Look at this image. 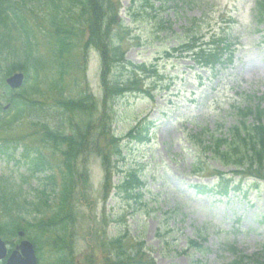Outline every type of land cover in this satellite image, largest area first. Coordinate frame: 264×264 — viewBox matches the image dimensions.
Segmentation results:
<instances>
[{"label": "rangeland", "instance_id": "374dc122", "mask_svg": "<svg viewBox=\"0 0 264 264\" xmlns=\"http://www.w3.org/2000/svg\"><path fill=\"white\" fill-rule=\"evenodd\" d=\"M120 1L123 8L118 17H123L130 28L124 45L126 60L151 63L158 59L159 75L145 74L140 80L144 88L155 87L153 99L146 93L126 92L108 103L112 132L120 137L124 157L109 158L113 167L110 181L118 183L120 169L130 166L140 170L146 185L139 199L123 201L114 196L115 191L107 197L105 184L109 187L110 182L99 152L93 150L80 156L83 161L79 163V171L83 175H78L77 182L86 195L79 202L83 204L81 216L74 225V261L105 264L113 259L111 254L115 251L110 244L107 249L106 243L121 234L129 240L123 241L122 247H130V240H142L155 264H233L230 247L247 255L261 252L264 246V181L259 182L257 190L247 192V178L244 180L246 195L237 193L222 200L208 194L199 195L194 188L195 184H212L216 179L214 170L227 173L234 170L230 165H222L211 154H203L197 136L205 130L216 136L228 134V129L237 121V106L260 102L264 107V99L259 98L264 94V24L257 25L252 20L255 0ZM30 19L38 25L41 23L37 14ZM1 24L9 26L3 21ZM220 30L235 33L237 45L231 65L214 75L194 68L190 57L164 56L165 49L193 35H205L207 39ZM37 34L44 44V34ZM2 39L0 33V54L6 56L13 51V57H20L18 47L11 42L9 47L5 46ZM43 51L48 53L44 46ZM76 61L78 65L72 63L67 69L66 89L75 84L84 88L86 83V91L93 94L95 111L99 114L103 108L99 53L89 48L84 55L78 54ZM7 63L0 60L1 116L9 112V108L4 109L8 98L1 81ZM46 74L48 78L54 76L52 70ZM139 119L154 123L147 144L129 142L126 136ZM252 121L248 118V122ZM9 130L0 135H26L31 131L27 124ZM33 138L32 142L27 141L31 145L39 143L44 151L51 153L48 151L50 145H43L36 136ZM101 145L112 151L102 140ZM20 151L21 147L17 149ZM196 154L201 168L198 174L191 172ZM56 160L59 161L57 155L52 159L54 164ZM19 167L20 164L0 154V178L23 172ZM55 175L58 178L56 171ZM239 177L236 175V179ZM29 185L36 184L31 180ZM188 240H197L201 248L190 247ZM55 255L44 247L41 260L47 264L46 261H52Z\"/></svg>", "mask_w": 264, "mask_h": 264}, {"label": "trees", "instance_id": "16d2710c", "mask_svg": "<svg viewBox=\"0 0 264 264\" xmlns=\"http://www.w3.org/2000/svg\"><path fill=\"white\" fill-rule=\"evenodd\" d=\"M119 4V0H0V21L12 25L11 28L20 37V52L25 54L28 64L27 66L26 63L25 65L13 61L9 72L17 68L26 69L27 81H31L29 93L12 102L15 114L10 119H4V122L2 120L0 127L14 123L22 115L29 118L35 115L36 120H32V124L40 125L38 140L43 145L51 144L52 155H61L60 161L54 164L48 159L51 155L47 156V152L40 146L23 143L22 159L16 161L20 163L19 168H23V172H18L14 177L0 178V233L9 236L16 230L23 229L35 237L51 236L54 238L52 249H55L56 253L52 264H74L72 236L74 224L81 216L78 201L83 198L82 191H75L76 157L89 148L99 149L101 140L112 148V151H108L101 146L104 166L111 163V156L120 155L117 138L112 137L110 133L111 118L106 112V103L126 92L146 93L152 97L151 90L144 88L140 80L145 74L157 76L159 72L157 61L147 64L131 62L124 58V45L130 30L124 26L123 20L117 17L121 7ZM251 11L257 25L264 24V0H255ZM34 14L45 24L49 64H43L35 53L36 24L28 19L29 15ZM1 22L0 26L4 27L5 24ZM8 34L3 45L9 47L11 39ZM204 40L205 36L193 35L183 43L166 49L164 56H189L196 68L206 69L209 73L216 72L220 67H227L233 58L236 35L221 31L212 34L207 41ZM89 47L99 53L103 108L98 116L92 94L85 88H80L73 94L69 93L70 90L67 92L65 84L67 69L72 63L78 65L76 57L80 53L81 56L84 55ZM47 66L54 74L50 78V89L48 88L53 99L45 107L43 102L33 95L41 92L39 79ZM75 86L78 85L70 88ZM259 98L264 99V95ZM236 116L237 121L228 129V134L216 136L207 130L201 132L200 136H197L199 149L203 154H211V157L216 158L222 165H232L235 168L232 174L239 175L240 179L251 176L264 180V107L260 102L254 105L246 103L236 107ZM248 118L253 121L248 122ZM152 127L151 122L140 120L127 136L135 143L145 144L150 140ZM209 134L210 136L204 139ZM0 142V153L10 159L15 158L18 140L5 138ZM196 162L194 160L192 165L195 166ZM53 169L58 173V178L51 172ZM107 170V174H111L110 166ZM46 171L51 173L47 175L44 173ZM193 171L199 173L201 170L195 167ZM217 173L218 178L211 188L196 185L197 192H210L212 195L226 197L232 191L237 192L242 188L241 180L238 182L223 173ZM32 179H35L36 185L25 189L24 186ZM119 180L112 188L125 201L141 196L143 181L140 179L138 168L128 167ZM110 188L111 184L107 189ZM4 228L8 229V233L4 232ZM123 238L124 236H119L106 243V248L110 244L115 251L111 254L113 259L107 260L105 264H155L153 258L143 251L142 241L125 248L121 246ZM188 243L191 247L200 248L196 240H189ZM230 249L233 264H264V246L261 252L250 255L232 247Z\"/></svg>", "mask_w": 264, "mask_h": 264}, {"label": "water", "instance_id": "95a60500", "mask_svg": "<svg viewBox=\"0 0 264 264\" xmlns=\"http://www.w3.org/2000/svg\"><path fill=\"white\" fill-rule=\"evenodd\" d=\"M24 76L21 73H14L11 77H9L6 82L7 84L14 88L20 87L23 82ZM16 251L10 255L7 260V264H37V260L35 257L34 249L29 241H22L19 246L16 247ZM18 250L21 252V255L18 254ZM5 254L4 251V243L0 240V257H3Z\"/></svg>", "mask_w": 264, "mask_h": 264}, {"label": "flooded vegetation", "instance_id": "af4514ba", "mask_svg": "<svg viewBox=\"0 0 264 264\" xmlns=\"http://www.w3.org/2000/svg\"><path fill=\"white\" fill-rule=\"evenodd\" d=\"M16 243H13V244H8L7 243V251H8V254H10V252L12 251V249L15 247ZM8 256V255H7ZM6 258L0 260V264H6Z\"/></svg>", "mask_w": 264, "mask_h": 264}]
</instances>
